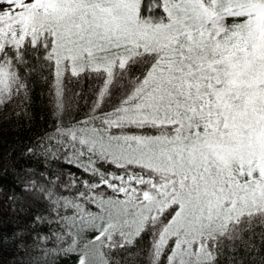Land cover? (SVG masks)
<instances>
[{"label":"snow or ice","instance_id":"snow-or-ice-1","mask_svg":"<svg viewBox=\"0 0 264 264\" xmlns=\"http://www.w3.org/2000/svg\"><path fill=\"white\" fill-rule=\"evenodd\" d=\"M36 83L88 175L82 203L52 199L75 209L59 254L264 264V0H0V108Z\"/></svg>","mask_w":264,"mask_h":264},{"label":"trees","instance_id":"trees-1","mask_svg":"<svg viewBox=\"0 0 264 264\" xmlns=\"http://www.w3.org/2000/svg\"><path fill=\"white\" fill-rule=\"evenodd\" d=\"M81 89L80 116L87 110L85 99H90L87 82L74 88ZM29 95L27 102L18 100L0 108V232L24 238L19 249L11 243L0 247V264H75L74 256L58 253L66 244L56 239L69 230L61 217L73 216L75 209L57 208L52 199L63 197L82 203L78 192L84 191L81 181L88 179V175L69 164L68 157L48 140L54 135L56 119L47 86L36 83ZM44 146L53 154L46 152ZM42 188L51 191L53 197L49 199ZM82 206L96 210L94 205ZM256 243L259 253H254L253 259L264 256V245H259L258 239ZM110 259L114 264H125L127 257L118 252Z\"/></svg>","mask_w":264,"mask_h":264},{"label":"rangeland","instance_id":"rangeland-1","mask_svg":"<svg viewBox=\"0 0 264 264\" xmlns=\"http://www.w3.org/2000/svg\"><path fill=\"white\" fill-rule=\"evenodd\" d=\"M43 148L45 149V146Z\"/></svg>","mask_w":264,"mask_h":264}]
</instances>
